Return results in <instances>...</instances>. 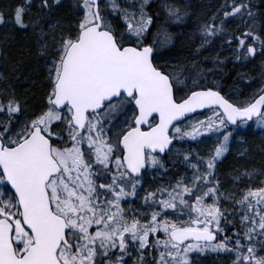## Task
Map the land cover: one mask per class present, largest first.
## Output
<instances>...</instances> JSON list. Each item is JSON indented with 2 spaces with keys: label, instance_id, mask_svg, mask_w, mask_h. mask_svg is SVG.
Here are the masks:
<instances>
[{
  "label": "snow or ice",
  "instance_id": "snow-or-ice-1",
  "mask_svg": "<svg viewBox=\"0 0 264 264\" xmlns=\"http://www.w3.org/2000/svg\"><path fill=\"white\" fill-rule=\"evenodd\" d=\"M204 7L0 6V27L31 32L28 54L46 68L32 105L0 73V264H264V167L233 177L239 193L217 175L241 129L264 132V0ZM181 35L186 54L165 58ZM256 60L258 81L238 73L255 91L222 94L224 65ZM208 139L205 154L189 143ZM170 163L183 172L166 179ZM152 173L163 175L145 189Z\"/></svg>",
  "mask_w": 264,
  "mask_h": 264
},
{
  "label": "trees",
  "instance_id": "trees-1",
  "mask_svg": "<svg viewBox=\"0 0 264 264\" xmlns=\"http://www.w3.org/2000/svg\"><path fill=\"white\" fill-rule=\"evenodd\" d=\"M11 2L12 0H0V6ZM177 2L191 4L196 9L205 6L204 10H209L213 5L218 6L222 0H177ZM57 15L58 17L70 19L66 7L58 9ZM7 29H9L8 32H6ZM170 30L182 34L190 32L191 28L173 26ZM184 39V35H181L180 39L176 42V46L171 51L164 50L167 59H172L176 55L186 54V49L181 46V41ZM0 47L3 50V55H0V73H4L9 77V81L15 88L17 95L22 99H26L30 105L39 103L43 91L42 86L44 84L46 68L44 63L35 57V55L28 54L35 52V42L31 32L26 33L17 31L11 27H0ZM217 50H219V42H217L214 49L210 50V53H205V55H214ZM260 72L259 60L245 65H233V63L228 62L224 65L221 75L215 78L220 80L223 93L227 94L229 98L243 100L246 96H240L234 89L243 91L246 95H251L255 91V88L250 89L245 81L239 78L238 73H245L247 76L253 77L255 81H258ZM240 141H244V143H240ZM241 152H244L245 155L242 156ZM168 167L169 174L165 177L166 179H171L178 173L183 172V166L179 163L175 164V166L170 163ZM260 167H264V132L253 125L250 129H241L240 134L232 141L231 151L217 166V175L224 190L239 193L240 184H234L233 177L239 175L241 170ZM162 175V173H153L154 187L160 181ZM205 258H207L206 260H210L209 257ZM211 260L220 262L221 264H229V261L224 257H211Z\"/></svg>",
  "mask_w": 264,
  "mask_h": 264
},
{
  "label": "rangeland",
  "instance_id": "rangeland-1",
  "mask_svg": "<svg viewBox=\"0 0 264 264\" xmlns=\"http://www.w3.org/2000/svg\"><path fill=\"white\" fill-rule=\"evenodd\" d=\"M164 56H165V58H167L166 57V55H165V53H164ZM200 118H203V117H200ZM255 126V125H254ZM256 127V126H255ZM214 139V138H213ZM212 142H213V140L212 139H208V140H205L203 143H200V144H196V143H194V142H189L190 144H191V147L195 150V151H198V152H200L201 154H205L207 151H208V149L212 146ZM188 145H185V147H187ZM235 150V149H234ZM237 171H238V169H237ZM244 172V170H241L240 172H239V174H241V173H243ZM229 180H230V178L228 179V182H229ZM144 183V182H143ZM242 185V186H241ZM244 185H243V183H240V188H242ZM154 187V185H153V173H152V180H151V188H153ZM145 188V187H144ZM137 203H140L139 202V200H137ZM132 208L134 209L135 207H137V205H135L134 204V201H133V203H132ZM213 257V256H212ZM207 258H202L201 259V264H221L220 262H215V261H212L211 260V256H209V259L210 260H206Z\"/></svg>",
  "mask_w": 264,
  "mask_h": 264
},
{
  "label": "flooded vegetation",
  "instance_id": "flooded-vegetation-1",
  "mask_svg": "<svg viewBox=\"0 0 264 264\" xmlns=\"http://www.w3.org/2000/svg\"><path fill=\"white\" fill-rule=\"evenodd\" d=\"M151 180H152V174H149V175L145 176V178H144V187H145V189H149V190L151 189ZM134 204L137 205V207L139 206V203H137V200L134 201Z\"/></svg>",
  "mask_w": 264,
  "mask_h": 264
},
{
  "label": "bare ground",
  "instance_id": "bare-ground-1",
  "mask_svg": "<svg viewBox=\"0 0 264 264\" xmlns=\"http://www.w3.org/2000/svg\"><path fill=\"white\" fill-rule=\"evenodd\" d=\"M8 31H9V29L6 30V32H8ZM234 152H235V150H234Z\"/></svg>",
  "mask_w": 264,
  "mask_h": 264
},
{
  "label": "water",
  "instance_id": "water-1",
  "mask_svg": "<svg viewBox=\"0 0 264 264\" xmlns=\"http://www.w3.org/2000/svg\"><path fill=\"white\" fill-rule=\"evenodd\" d=\"M223 94V93H222Z\"/></svg>",
  "mask_w": 264,
  "mask_h": 264
}]
</instances>
